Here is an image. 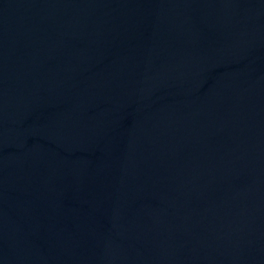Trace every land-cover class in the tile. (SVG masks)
Masks as SVG:
<instances>
[{"label":"water","instance_id":"obj_1","mask_svg":"<svg viewBox=\"0 0 264 264\" xmlns=\"http://www.w3.org/2000/svg\"><path fill=\"white\" fill-rule=\"evenodd\" d=\"M0 264H264V0H0Z\"/></svg>","mask_w":264,"mask_h":264}]
</instances>
